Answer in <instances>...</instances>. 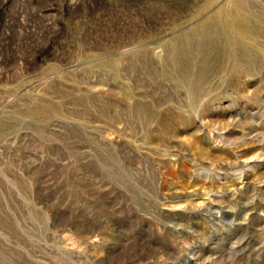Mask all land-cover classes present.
Returning a JSON list of instances; mask_svg holds the SVG:
<instances>
[{
	"label": "rangeland",
	"instance_id": "1",
	"mask_svg": "<svg viewBox=\"0 0 264 264\" xmlns=\"http://www.w3.org/2000/svg\"><path fill=\"white\" fill-rule=\"evenodd\" d=\"M0 264H264V0H0Z\"/></svg>",
	"mask_w": 264,
	"mask_h": 264
}]
</instances>
